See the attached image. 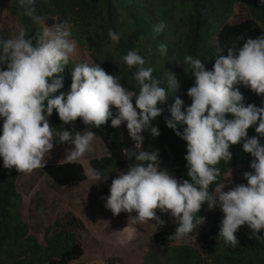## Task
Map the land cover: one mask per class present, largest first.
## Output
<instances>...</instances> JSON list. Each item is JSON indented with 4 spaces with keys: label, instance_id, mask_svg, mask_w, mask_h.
I'll list each match as a JSON object with an SVG mask.
<instances>
[{
    "label": "clouds",
    "instance_id": "1",
    "mask_svg": "<svg viewBox=\"0 0 264 264\" xmlns=\"http://www.w3.org/2000/svg\"><path fill=\"white\" fill-rule=\"evenodd\" d=\"M17 2L25 8L34 0ZM260 3L264 5V0ZM25 14L31 16L32 10L25 8ZM165 27L161 22L155 30L161 32ZM108 35L114 45L119 43L118 33L109 30ZM70 36L66 24L58 23L45 27L34 38L26 37L21 31L12 38L0 40V120L3 121L0 160L4 169L15 168L20 173L30 174L44 168L45 155L54 148V136L58 135L60 144L69 145L66 163H79L85 177L99 183L105 180L101 172L89 166L90 160L98 158L89 159L87 165L79 162L92 150L96 134L91 130L54 132L50 123L54 110L65 125L73 124L78 118L91 128H100L109 120L113 128L126 123L135 147L140 148L145 131L153 138L160 136L159 127L151 122L164 112L161 105L167 102L169 92L153 77L152 68L143 67L145 60L135 50H129L123 61L129 69L140 66L134 73L138 92L124 87L120 76L108 74L90 62L75 66L70 91L61 92L64 87L61 74L76 51ZM236 40L245 42L241 47L227 48L226 55L222 49L214 58L211 70L200 59L185 57L184 63L195 78L194 86L187 92L192 103L186 106L177 96L167 109L170 117L164 118L166 126L186 142L184 159L190 180H178L162 169L158 151L131 152L136 162L126 171L112 174L118 176L112 180L105 207L114 216L124 212L129 214L133 225L155 221L158 227H164L165 221L157 214L159 210L176 222L175 233L169 239L181 240L206 222L199 213L207 204L210 211L218 207L223 213L218 238L226 246L239 245L236 233L245 225L251 230L250 238L264 241L261 235L264 230V143H261L264 104L259 107L246 104L240 91L244 86L264 97V34L256 38L240 36ZM159 52L166 55L167 47L161 45ZM167 84L172 93L181 86L172 72H168ZM112 108L118 110L115 116ZM253 126L258 135L249 137L248 129ZM241 142L244 152L254 158L250 164L252 170L243 174L246 184L224 191L226 185L218 183L221 171L216 165L221 160L231 161L230 148ZM214 183L217 186L210 191Z\"/></svg>",
    "mask_w": 264,
    "mask_h": 264
},
{
    "label": "trees",
    "instance_id": "2",
    "mask_svg": "<svg viewBox=\"0 0 264 264\" xmlns=\"http://www.w3.org/2000/svg\"><path fill=\"white\" fill-rule=\"evenodd\" d=\"M25 8L32 10L31 16L25 14ZM25 8L20 7L17 0H8V14L19 24L26 37L34 38L45 27L64 23L71 32L70 39L75 42L76 51L83 55L78 63L97 64L108 74L120 76L124 87L138 92L134 73L140 66L129 69L123 61L129 50H135L145 60L143 67L152 68L153 77L169 92L167 102L161 105L164 112L151 122L159 127L160 136L153 138L145 131L140 148L135 147L126 123L113 128L109 120L100 128H91L78 118L73 124L65 125L54 110L50 117L54 132L59 133L61 129L91 130L96 134L106 150V156L90 160L89 166L98 169L102 177L126 171L129 165L136 162L131 152L144 150L158 151L162 169L178 180H190L184 159L186 142L166 126L164 119L170 117L167 109L177 96L184 100L186 106L192 103L187 92L194 86L195 78L184 63L185 57L191 55L198 58L211 70L214 58L222 49L226 55L227 48L243 45L245 41H237V37L256 38L264 34V5L260 0H34ZM239 11L243 12V16L229 23ZM161 22L166 27L157 32L156 26ZM109 30L120 35L118 44L112 43ZM9 38H12L11 31L0 29V40ZM161 45L167 47L166 55L159 52ZM78 63L70 60L65 67L61 74L64 79L61 92L70 91L71 73ZM168 72L174 73L181 85L175 93L168 89ZM240 91L246 104L258 107L264 104V97L250 88L241 86ZM133 103L135 106V100ZM111 110L115 116L118 110ZM2 123L0 120V128ZM255 127L248 129L249 137L258 135ZM54 141L55 146L68 150L69 145L60 144L58 135L54 136ZM242 143L230 148L233 154L231 161L221 160L216 165L221 171L218 183L226 184L229 170L251 164L254 158L244 152ZM42 172L59 187L86 179L83 167L77 162L48 165L42 167ZM18 174L15 168L4 169L0 174V264H78L83 256V247L70 229H82L83 224L75 218H68L64 225L49 226L39 242L30 234V228L22 217L23 200L17 186ZM216 186V183L211 185L210 191ZM157 214L166 226H157L148 238L149 247L142 264H264V241L250 238L251 230L246 225L236 233L239 240L237 247L226 246L218 238L223 219L219 208L210 211L207 204L203 205L199 215L205 217L206 222L181 240L169 239L175 233V220L159 210ZM261 235H264V230ZM192 240L195 244L191 243ZM105 262L124 264L118 257Z\"/></svg>",
    "mask_w": 264,
    "mask_h": 264
},
{
    "label": "rangeland",
    "instance_id": "3",
    "mask_svg": "<svg viewBox=\"0 0 264 264\" xmlns=\"http://www.w3.org/2000/svg\"><path fill=\"white\" fill-rule=\"evenodd\" d=\"M242 16V11L237 12L229 23L238 21ZM5 28L11 31L12 37L22 31L19 24L8 14V0H0V29ZM82 59L83 55L75 51L70 60L78 63ZM66 155L65 148L54 145L51 152L45 155V166L69 162ZM105 155L103 145L95 139L92 150L79 162L87 165L89 159ZM2 169L3 160H0V171ZM251 170L250 165L230 170L224 191L241 183L246 184L243 174ZM117 176L103 177L105 180L99 183L87 177L82 183L59 187L44 175L42 168L30 174L19 172L18 191L23 200L22 217L29 225L31 234L41 242L47 227L54 224L64 225L68 218H75L84 226L82 229H70L83 247V256L78 264H106L105 261L112 257H118L124 264H142L149 247L148 238L157 225L155 221L133 225L129 222V214L122 212L119 216H114L105 207L110 185ZM191 243L195 244V240Z\"/></svg>",
    "mask_w": 264,
    "mask_h": 264
}]
</instances>
